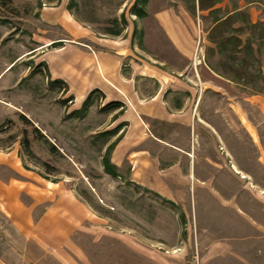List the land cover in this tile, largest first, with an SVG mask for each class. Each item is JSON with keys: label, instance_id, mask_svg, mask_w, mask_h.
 <instances>
[{"label": "rangeland", "instance_id": "rangeland-1", "mask_svg": "<svg viewBox=\"0 0 264 264\" xmlns=\"http://www.w3.org/2000/svg\"><path fill=\"white\" fill-rule=\"evenodd\" d=\"M61 1L43 0L40 8ZM64 1L99 39L85 41L94 50L113 53L130 36L123 72L131 61L188 84L192 71L195 91L173 86L163 99L174 107L196 94L195 126L146 121L155 136L191 156L179 152L173 159L165 146L155 152L161 167L179 163V180L157 186L166 196L131 182L127 157L113 147L128 128L99 136L122 123L126 108L102 112L105 95L96 94L84 119L69 116L82 102L49 85L44 60L60 45L44 48L48 40L64 34L38 23L35 6L0 0V264H264L262 31H255V57L240 66L220 57L214 43L202 42L193 17L199 61L192 68L145 19L147 6L144 18L132 14L136 0ZM181 2L191 13L190 2ZM259 4L264 19V0ZM153 80L138 83L147 98L158 89ZM104 157L114 165L124 158L116 166L120 177L104 172Z\"/></svg>", "mask_w": 264, "mask_h": 264}, {"label": "crops", "instance_id": "crops-1", "mask_svg": "<svg viewBox=\"0 0 264 264\" xmlns=\"http://www.w3.org/2000/svg\"><path fill=\"white\" fill-rule=\"evenodd\" d=\"M33 5V16L37 22H44L47 27L61 31L64 36L57 33V36L49 39L44 48L60 44L57 48H50L45 54V62L49 66L51 80H61L67 84L68 92L76 102H83L85 97L93 90L98 89L105 95L107 103L116 101L125 105L126 111L122 122H127L128 128L123 139L117 144V152L125 154L130 166V181L147 190H155L164 195L165 192L157 186L172 185L179 179L176 170L180 169L178 160L174 164L160 166L158 156L155 152L168 147V153L173 154V159L181 153L191 156L188 150L178 148L160 137L153 134L146 121L167 123L170 126H183L188 128L194 125L197 113L193 111V104L196 102V94L191 93L183 104L170 107L163 99L167 88L178 87L195 91L194 76L190 71L188 84L182 83L177 78H171L169 73L161 72L144 64L132 63L130 70L123 72V59L131 56L126 40L130 42V36L125 39V43L113 46V53L94 50L89 41L94 44L99 39L93 33L75 20L71 12L67 9V3L61 1L58 6L49 8L40 4L43 0H18ZM201 0V10L198 2L195 3V13L188 12L186 3L181 0H149L147 4L148 16L145 19L151 21L160 29L161 37L172 45L176 55L180 59H186L192 67L197 61L196 49L193 45V31L195 23L193 17L198 19V29L202 42L209 44V34L215 26L214 19H224L233 13V6L236 3L239 8H247L252 23L264 22L261 18L262 11L256 8L259 3L246 5L243 0ZM43 5H45L43 3ZM39 8V9H38ZM191 9V8H190ZM28 17V15L26 16ZM208 22V27L204 28V23ZM163 35V36H162ZM161 39V38H160ZM102 43L98 44H104ZM97 44V43H96ZM55 47V45H54ZM200 57V56H199ZM203 58L204 55L202 54ZM197 64V63H196ZM203 64L208 68L203 60ZM193 65V66H192ZM197 66V65H196ZM198 73V69L196 67ZM191 74V75H190ZM215 74V73H214ZM154 79L157 83V90L148 98L139 91V81ZM200 86H204L201 80ZM183 89V90H185ZM180 90V89H179ZM182 91V89H181ZM189 104V105H188ZM195 126V125H194ZM165 146V147H164ZM158 150V151H157ZM190 158V157H189ZM124 158L115 162L117 167H121ZM190 164V162H189ZM187 166L188 170L193 169V165ZM151 176H154L153 180ZM168 200V199H167Z\"/></svg>", "mask_w": 264, "mask_h": 264}, {"label": "trees", "instance_id": "trees-1", "mask_svg": "<svg viewBox=\"0 0 264 264\" xmlns=\"http://www.w3.org/2000/svg\"><path fill=\"white\" fill-rule=\"evenodd\" d=\"M196 1L198 2L199 10H201V0H188V2H190L191 5L190 7L193 13H195ZM260 1L261 0H252V1L247 0L244 2L246 5H248L255 2L260 3ZM148 2L149 0H136L132 7V14L140 19L144 18L146 16L145 7L147 6ZM68 10H70V7H68ZM214 22H215V26L213 27L212 31L209 34V40L211 43H214L217 46V53L220 57L226 56L232 61V63L234 62L239 63L240 66H243L247 60L255 57V52H254V44L256 43L254 36L255 31H262L261 38H264L263 36L264 24H262V22L252 23L247 8L241 9L235 3L233 6V13H231L224 19L216 18L214 19ZM119 34L120 32L115 33V35H119ZM242 36H244V38ZM49 85H51L54 88L61 89L62 91H66L68 89L67 84L61 80H50ZM96 94L100 95L101 98L103 97V93L100 90L93 89L86 96V98L81 104V107L77 110H73L69 114V116L75 117L77 119H84L87 116L89 109L95 103L94 96ZM101 110L102 112H108V113L121 110L120 113H122V111L125 110V105L120 102L112 101L107 103ZM127 125H128L127 122H122L120 125L116 126L111 130L104 131L103 133H99V136L108 139L111 136H115L122 126L126 127ZM40 136L42 135L40 134L39 130L34 128L33 138L38 140ZM118 141L119 139L113 143V147L117 145ZM24 143L26 147H29L28 146L29 142L26 137L24 139ZM102 165L104 172L106 174L112 176L113 178L120 177L116 165L110 163L108 157L103 158Z\"/></svg>", "mask_w": 264, "mask_h": 264}]
</instances>
